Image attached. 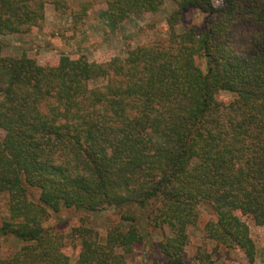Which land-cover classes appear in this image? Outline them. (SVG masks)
<instances>
[{"label":"trees","instance_id":"1","mask_svg":"<svg viewBox=\"0 0 264 264\" xmlns=\"http://www.w3.org/2000/svg\"><path fill=\"white\" fill-rule=\"evenodd\" d=\"M175 1L167 39L125 57L40 63L0 45V236L21 242L0 264H128L146 244L152 264H186L200 225L198 264H255L243 217L264 228V0ZM165 2L0 0V35L42 29L48 4L77 29L97 3L119 24ZM187 8L207 22L177 32ZM108 209L120 219L103 239L89 223ZM67 213H82L69 230Z\"/></svg>","mask_w":264,"mask_h":264},{"label":"rangeland","instance_id":"2","mask_svg":"<svg viewBox=\"0 0 264 264\" xmlns=\"http://www.w3.org/2000/svg\"><path fill=\"white\" fill-rule=\"evenodd\" d=\"M220 5L221 0H214ZM177 9L175 0H166L161 10L156 13L134 14L119 24H114L107 13L104 3H97L89 12V15L77 29L73 27L70 14L64 10L56 9L52 4L46 6L45 25L42 29H34L28 34L0 35L2 53L6 55H18L26 50L28 55L36 58L40 63H53L63 54L73 56L85 55L90 61H104L115 56L125 57L127 50L152 41H163L169 36V16ZM207 22L206 15L194 8H187L183 19L176 25L177 32L190 27H202ZM105 80L95 79L90 81L91 86L104 83ZM233 95L226 91L217 94V100L229 103ZM3 131L0 129V135ZM70 215L67 213V216ZM82 213L69 216L63 224L70 229L77 224ZM209 215H204V224ZM119 214L113 210H102L94 213L89 223L105 238L109 227L118 223ZM250 226V234L253 238L258 257L255 264H264V228L255 225L250 218L243 217ZM191 239L186 247V264H198L195 260V248L203 241L202 229L196 228L190 231ZM157 238V237H156ZM213 243H209L211 248ZM21 246V242L12 235L0 236V255L6 256L13 253ZM149 244L140 245L129 259L128 264H152V260L159 259L156 253H152ZM72 261L79 255L80 247L68 246L64 249ZM217 264H248L247 259L240 251H234L225 256H217Z\"/></svg>","mask_w":264,"mask_h":264}]
</instances>
